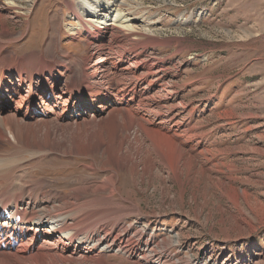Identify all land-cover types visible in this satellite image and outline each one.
<instances>
[{
	"label": "rangeland",
	"instance_id": "1",
	"mask_svg": "<svg viewBox=\"0 0 264 264\" xmlns=\"http://www.w3.org/2000/svg\"><path fill=\"white\" fill-rule=\"evenodd\" d=\"M17 1L16 17L0 2L4 26L10 27L0 40L11 39L7 43L10 53L19 57L41 51L55 67L71 68L61 78L63 84L80 70L85 59L92 70L98 57L106 54L115 62L128 50L136 55L129 62L133 67L124 62L122 66L130 68L114 74L108 64L100 80L102 86L111 90L132 85V73L154 67L152 78L160 79L158 85L165 91L157 100L154 97L155 103L149 101L151 109L145 108L146 112L141 107L140 113L149 123H156L157 113L164 119L174 116L185 125L180 128L182 134L189 132L195 136L193 143L210 149L209 154L203 149V155L197 156L193 173L183 172L180 178L169 177L166 168L157 165L144 177L127 169L119 172L122 195L133 201H116L132 202L133 206L115 217L138 231L145 226L155 235L156 243L145 259L109 252L106 262L264 264V0H124L121 11L128 14L126 18L136 31L126 34L115 28L113 36L106 34L102 44L83 30L74 34L66 30V25L75 26L69 12L72 0ZM157 87L152 86L149 94L160 93ZM166 124L163 126L168 127ZM62 127L58 122L52 125L57 134ZM67 142L54 139L44 146L39 140L28 139L19 144L25 180L31 177L30 172L44 178L48 189L42 196L54 204L84 178L98 182L111 174L98 167L103 166L99 157V170L91 172L90 156L63 152ZM202 169L204 175L199 172ZM232 188L235 200L227 196V189ZM45 222L44 218L42 224ZM50 224H44L41 231Z\"/></svg>",
	"mask_w": 264,
	"mask_h": 264
},
{
	"label": "bare ground",
	"instance_id": "2",
	"mask_svg": "<svg viewBox=\"0 0 264 264\" xmlns=\"http://www.w3.org/2000/svg\"><path fill=\"white\" fill-rule=\"evenodd\" d=\"M1 1L8 14L19 15L17 0ZM123 2L72 0L69 12L77 25H66V30L69 34L83 30L101 44L106 34L113 36L115 28L126 34L135 32L130 19L126 18L128 14L121 11ZM4 17L0 13V39L9 33L6 28H10L4 26L7 25ZM8 41L11 39L0 40V207L21 215V222L15 224L20 227L16 246L13 248L8 242V249L0 248V264H108L105 257L109 252L136 260L145 259L146 254L152 252L156 237L145 226L138 231L132 225L126 226L120 216L119 219L115 217L133 206L132 202L122 204L133 200L131 196L123 197L119 172L127 169L131 174L141 173L144 177L157 165L166 168L169 177L180 178L183 172L193 173L197 156L203 155L204 150L209 154L210 149L193 143L195 136L188 135L189 132L182 134L184 130L180 128L185 125L174 116L164 119L161 114H153L157 117L156 123H149L146 115L140 113L141 107L149 109V101L154 102L165 91L162 84L158 85L160 79L152 78L154 67L149 65L143 73H132V85L124 84L111 90H108L109 86H102L104 82L100 80L106 66L110 65L114 74L130 68L132 63L129 62L136 55L128 50L115 62L106 54L98 57L92 70L88 69L85 59L80 70L61 84V78L66 77L65 73L71 72V68L55 67L41 51L17 57L7 48ZM124 62L129 66H122ZM94 78L96 83L93 85ZM154 85L158 86L156 91L161 92L151 95L149 91ZM56 122L63 126L59 134L52 128ZM165 123L168 127L163 126ZM28 139L39 140L44 146H49L54 139H64L68 142L63 145V152L90 156L88 169L91 172L99 170L96 168V157H99L103 166L98 167L111 174L98 182L84 178L77 188L73 187L69 194L61 196L59 204H54L49 197L45 200L42 196L48 189L44 178H36L30 172L31 177L25 180V168L18 150L20 141L27 142ZM6 145L10 148H4ZM16 171H19L18 175L14 173ZM199 172L205 174L203 169ZM195 177L192 180L195 181ZM161 179L164 178L161 176ZM227 190V196L235 200V190ZM91 191L94 195H87ZM130 193L133 194L131 190ZM116 199L124 201L118 203ZM44 218L48 222L42 224ZM49 222L46 230L41 231ZM40 237L41 241H37Z\"/></svg>",
	"mask_w": 264,
	"mask_h": 264
}]
</instances>
